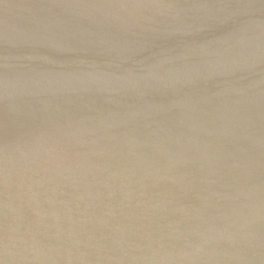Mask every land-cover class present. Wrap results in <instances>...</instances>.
<instances>
[{"label":"water","instance_id":"obj_1","mask_svg":"<svg viewBox=\"0 0 264 264\" xmlns=\"http://www.w3.org/2000/svg\"><path fill=\"white\" fill-rule=\"evenodd\" d=\"M2 264H264V0H0Z\"/></svg>","mask_w":264,"mask_h":264},{"label":"snow or ice","instance_id":"obj_2","mask_svg":"<svg viewBox=\"0 0 264 264\" xmlns=\"http://www.w3.org/2000/svg\"><path fill=\"white\" fill-rule=\"evenodd\" d=\"M0 264H2V262H0Z\"/></svg>","mask_w":264,"mask_h":264}]
</instances>
